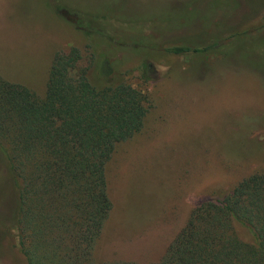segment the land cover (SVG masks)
Here are the masks:
<instances>
[{
	"label": "rangeland",
	"instance_id": "obj_1",
	"mask_svg": "<svg viewBox=\"0 0 264 264\" xmlns=\"http://www.w3.org/2000/svg\"><path fill=\"white\" fill-rule=\"evenodd\" d=\"M90 16L105 20L112 45L83 35L97 31ZM88 43L150 102L143 130L108 165L113 208L96 258L154 264L192 208L264 172V0H0L5 78L41 93L53 54L74 46L86 64ZM175 46L206 50H166ZM6 166L0 154V264H26ZM233 226L254 241L250 228Z\"/></svg>",
	"mask_w": 264,
	"mask_h": 264
},
{
	"label": "trees",
	"instance_id": "obj_2",
	"mask_svg": "<svg viewBox=\"0 0 264 264\" xmlns=\"http://www.w3.org/2000/svg\"><path fill=\"white\" fill-rule=\"evenodd\" d=\"M53 13L59 16L55 6ZM90 17L85 24L94 23L97 31L81 30L83 35L98 46L112 45V35L110 42L101 35L105 20ZM87 49L86 64L74 46L56 51L41 93L0 74V154L26 264H138L118 257L100 261L95 250L113 208L108 165L118 145L143 130L150 102L146 92L118 77L115 60L96 56L91 43ZM147 66L138 69L144 73ZM234 221L252 230L253 242L238 238ZM154 264H264V172L192 208Z\"/></svg>",
	"mask_w": 264,
	"mask_h": 264
}]
</instances>
